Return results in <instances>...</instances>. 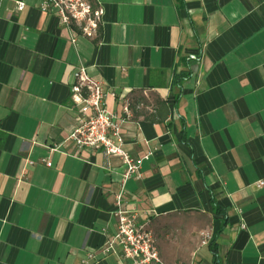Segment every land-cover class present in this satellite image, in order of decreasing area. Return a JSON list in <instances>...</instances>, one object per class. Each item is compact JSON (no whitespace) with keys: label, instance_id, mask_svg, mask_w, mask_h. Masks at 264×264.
<instances>
[{"label":"crops","instance_id":"obj_1","mask_svg":"<svg viewBox=\"0 0 264 264\" xmlns=\"http://www.w3.org/2000/svg\"><path fill=\"white\" fill-rule=\"evenodd\" d=\"M92 2L98 33L73 44L41 0H0V264H121L101 255L120 160L67 140L79 67L125 151L152 152L123 207L163 263L264 264V0Z\"/></svg>","mask_w":264,"mask_h":264},{"label":"built area","instance_id":"obj_2","mask_svg":"<svg viewBox=\"0 0 264 264\" xmlns=\"http://www.w3.org/2000/svg\"><path fill=\"white\" fill-rule=\"evenodd\" d=\"M24 4L15 2V9L22 11ZM39 10L51 13L66 27L75 29L71 42H76V34L85 39H93L101 25L102 10L94 6L92 0H41ZM75 84L72 99L80 105L78 125L68 134L69 140L78 151H100L105 157L114 156L123 167L121 188L115 195L116 231L101 249L102 256L118 257L121 264H164L156 249L155 237L147 223H137L135 213L123 207L124 185L129 179L140 177L142 163L152 155L148 151L141 157H131L123 148L121 125L123 119L107 111L105 93L100 82L86 73L85 67L74 72ZM125 117L130 116L129 101L123 106ZM46 166L50 163L43 160ZM263 181L257 183L258 187ZM202 245L210 239L202 234ZM89 258H92L89 256Z\"/></svg>","mask_w":264,"mask_h":264}]
</instances>
